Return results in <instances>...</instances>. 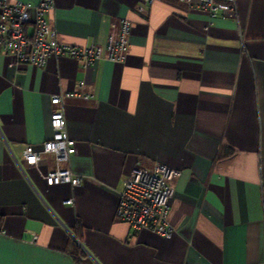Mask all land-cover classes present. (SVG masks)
<instances>
[{
	"label": "crops",
	"instance_id": "1",
	"mask_svg": "<svg viewBox=\"0 0 264 264\" xmlns=\"http://www.w3.org/2000/svg\"><path fill=\"white\" fill-rule=\"evenodd\" d=\"M48 18L59 41L104 47L128 18L130 44L86 68L0 47V264H264V0L215 18L178 0H55ZM73 90L93 95L63 104L77 145L63 165L83 179L49 185L52 157L23 151L53 137L51 97ZM158 163L181 171L170 239L116 217L125 178Z\"/></svg>",
	"mask_w": 264,
	"mask_h": 264
},
{
	"label": "built area",
	"instance_id": "2",
	"mask_svg": "<svg viewBox=\"0 0 264 264\" xmlns=\"http://www.w3.org/2000/svg\"><path fill=\"white\" fill-rule=\"evenodd\" d=\"M155 0H147L150 5ZM188 8L199 9L215 18L224 13L237 12V0H178ZM55 9V0H40L38 3L25 0H0V47L5 54L15 58L17 64L44 67L50 57L68 56L79 60L84 68L96 60L107 59L122 62L130 44L132 22L128 18L119 21L118 33H111L106 46L88 44L73 46L57 39L48 15ZM140 11L144 8L140 7ZM93 95L80 90L52 95L51 102L58 106L51 116L53 137L42 149L26 145L23 154L29 165H37L44 155H50L54 167L43 174L49 185L70 183L77 187L82 175L64 166L77 152L76 140L67 132L64 114V100L68 98L89 99ZM181 171L163 163L153 168L137 166L124 180L120 201L116 210L119 221L127 223L134 230L148 229L166 238L175 235L171 224L170 196L172 180L180 177ZM68 199L65 203H71ZM37 236L34 235L33 240Z\"/></svg>",
	"mask_w": 264,
	"mask_h": 264
},
{
	"label": "trees",
	"instance_id": "3",
	"mask_svg": "<svg viewBox=\"0 0 264 264\" xmlns=\"http://www.w3.org/2000/svg\"><path fill=\"white\" fill-rule=\"evenodd\" d=\"M78 251H79V249L77 248V249H76V252H78Z\"/></svg>",
	"mask_w": 264,
	"mask_h": 264
}]
</instances>
